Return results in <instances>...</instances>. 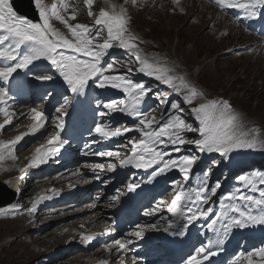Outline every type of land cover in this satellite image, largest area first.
Instances as JSON below:
<instances>
[{"label": "snow or ice", "instance_id": "obj_1", "mask_svg": "<svg viewBox=\"0 0 264 264\" xmlns=\"http://www.w3.org/2000/svg\"><path fill=\"white\" fill-rule=\"evenodd\" d=\"M94 2L95 0H84L88 17L94 18L93 24L89 25L71 23L77 19L81 9L70 0H59L58 3H52L50 6L46 5L44 0H35L39 22L17 15L9 0H0V116L4 118L3 123H0V130H4L6 125H12L13 117L16 115L10 110L14 106L9 103L13 99L10 87L13 82L18 88L23 89L27 86L44 89L45 95H52L47 91L49 85L35 82L62 79L63 84L66 85L65 93H71L77 98L81 96L87 98L88 89L91 87L120 90L129 101L105 102L99 105L101 110L97 114L105 117L112 113H122L133 117L136 123L133 126L122 124L113 126L103 121L95 123L91 129V133L95 136L103 140L126 137V143H121L117 150L113 151L83 153L86 156L114 158L116 162L108 163L106 169L103 164L84 166L92 167L93 170L100 169L102 172L105 170L115 172L118 167L144 170L147 173L144 182L147 184L159 183L160 177L177 170L182 176V181L172 182L171 190L175 195L166 209L169 215L160 217L164 223L136 224L137 230L129 232L128 235L143 239L145 232L162 229L172 236L183 237L194 222L207 220L214 212L210 203L221 185L217 181L214 187L210 186L209 177L212 168L219 167L230 153L257 148L264 150V138L255 130L246 131L241 117L236 114L229 101L223 99L205 100L198 107L191 109L200 124L199 129L190 127L180 116L184 109L179 103H171V111L166 114L162 112L159 119L152 115L155 109L143 111L142 104L151 90L143 83H135L129 77L117 74L119 71L116 67L117 61L104 60L110 50L114 48L124 50L129 54V59L125 62L129 73L133 72L132 65L135 64V71L138 73L155 79L177 94L183 93L182 100L185 104L191 105L197 99L203 100L204 93L185 77L172 74V68L162 65L157 59L150 60L141 54L139 44L142 41L130 32L129 19L123 7L117 10V6L111 4L110 10L101 9L96 15L92 11ZM125 2L127 3L128 0ZM215 2L222 9L243 10L246 19L264 18L258 14V9H264V0H243V2L215 0ZM174 3L179 4V0H174ZM53 21H58L66 32L56 27ZM21 72L24 73V79L17 81L16 76ZM68 102L69 97L65 94L64 102L54 109L58 114L57 119L61 120L56 124L58 130L48 138V147L41 146L36 149L26 167L36 168L47 164L60 154L65 144L69 143L61 135L65 130L62 118L67 114ZM164 103L166 101L161 100V104ZM29 113V118L32 120L29 130L17 135L10 142H0V163L5 159L15 160L16 145L25 136L38 133L45 128L48 117L44 111L32 107ZM196 131L199 133L198 138H188L185 135L187 132ZM128 133H137L138 136H128ZM186 145L192 146V155H181ZM120 149H128L129 154L126 155ZM206 153L218 154L221 159H213L210 166L201 170L199 183L195 187L189 186L187 182L190 181L194 168L199 162L198 154ZM20 171L23 173L26 168ZM73 175L81 174L77 171ZM23 178L21 175L20 179ZM83 183L88 181L84 180ZM238 183H241L243 188L236 187L233 193L224 197V201L228 203L221 202V210L216 213V219L207 225L210 230L216 232V239H208L196 247L194 253L187 258L186 264H204V262L211 264V258L219 254L217 249L225 243L223 237L230 230L264 226V187H261L264 186V173L241 175L238 177ZM137 189H141V182L128 180L126 192L118 190L119 195L110 199L119 202L120 195L128 193L138 195ZM243 189H248L253 194H246ZM51 191L53 195L56 194L54 189ZM51 198L52 196H41L39 201ZM233 201L237 203H232ZM164 203L165 201L161 199L156 207L144 210L143 215L145 217L156 215L161 211ZM90 207L94 208L95 204ZM29 211L35 212L36 205L34 204ZM3 215L6 214L0 212V216ZM218 222H222V229H214ZM93 238L81 237L86 242ZM131 243V240L113 242L117 251L125 254L130 251L128 245ZM254 258H258L260 264H264V247L242 255L246 264H255ZM240 261L241 257H237L232 264H240Z\"/></svg>", "mask_w": 264, "mask_h": 264}, {"label": "rangeland", "instance_id": "obj_2", "mask_svg": "<svg viewBox=\"0 0 264 264\" xmlns=\"http://www.w3.org/2000/svg\"><path fill=\"white\" fill-rule=\"evenodd\" d=\"M195 16L197 18V14ZM207 26L208 22H205L203 26H200L201 30L199 29V31H193L191 33L192 30L190 29L192 25L190 19L175 17L164 6H158L155 9H149L138 14L134 24L135 29H141L138 33L145 40L146 49L149 51L161 49L164 52V56L175 68V71L184 73L192 82L204 88L209 97L221 96L230 99L240 112L264 127V59H255L252 56L232 58L225 55L224 57H218V55L225 52L229 47L237 45L241 41H244L246 44H251L252 40L235 35L226 40L229 42L227 44L225 40L222 41L218 38L219 36L211 34L212 30H208ZM215 71L224 72L225 75L221 76L223 77L222 79H219V77L215 79L216 77H213ZM259 159L260 153L256 151L252 154L250 160L260 162ZM2 191L0 188V194H5ZM16 225H23V223L17 222ZM3 228L4 226L0 225V231ZM30 237H34L36 240V238L41 239L45 235L38 237L28 231L26 235L22 236V233H19L11 239L6 240L8 242L17 239V241L23 243L17 252L27 250L23 262H16L14 264H34L35 261L44 255H40L31 246ZM58 239L55 243L61 241L63 243L64 240H61V238ZM26 241L29 243V247H27L28 244ZM49 241L50 245L43 248L47 250L51 248L52 250L55 243H53V239H49ZM8 243L11 245L10 242ZM82 256H73L65 261L61 259L48 264H70L71 262H73L71 264H76ZM0 264H5L1 255Z\"/></svg>", "mask_w": 264, "mask_h": 264}, {"label": "bare ground", "instance_id": "obj_3", "mask_svg": "<svg viewBox=\"0 0 264 264\" xmlns=\"http://www.w3.org/2000/svg\"><path fill=\"white\" fill-rule=\"evenodd\" d=\"M190 11L194 12V4L192 5L191 9H189ZM146 14V13H145ZM145 16V15H144ZM204 17H205V12L202 10L201 12H199L197 14V20L199 21L198 25H192V28L190 30L191 33L193 31H199V29L201 28L200 26L204 25ZM156 23V22H155ZM176 23V22H175ZM174 26V25H173ZM168 28V27H167ZM185 29V28H184ZM170 30V29H169ZM176 30V29H175ZM201 30V29H200ZM182 31V30H181ZM183 32V31H182ZM195 33V32H194ZM154 34V33H153ZM180 36V35H179ZM217 38V37H216ZM219 38V37H218ZM237 38V37H236ZM235 38V40H236ZM239 38V37H238ZM200 39V38H199ZM232 40V39H231ZM219 41V40H218ZM223 41V40H222ZM221 41V42H222ZM226 41V40H225ZM214 42V41H213ZM199 43V42H198ZM227 44H229V42L226 41ZM192 44V43H191ZM215 45V44H214ZM205 47V46H204ZM167 49V48H166ZM217 49V48H216ZM204 50V49H203ZM190 51V50H189ZM201 53V51H200ZM206 53V52H205ZM215 53V52H214ZM207 54V53H206ZM247 57V56H246ZM260 61V60H259ZM257 62V61H255ZM223 66V65H222ZM215 68V67H214ZM252 68V66H251ZM221 70V69H220ZM248 73V72H247ZM210 74V73H209ZM236 74V73H235ZM225 73L224 72H219V71H215L213 73V77L215 79H218L217 77H219V79H222ZM259 75V74H258ZM212 77V78H213ZM236 77V76H235ZM258 77V76H257ZM261 77V76H260ZM247 78V77H246ZM252 78V77H250ZM255 79V77H254ZM253 87V86H252ZM244 110V109H243ZM1 188V187H0ZM2 189V188H1ZM15 224L16 222L14 221H2L0 222V225L4 226V228L0 231V252H1V258L2 260L5 261V264H14L16 262H23V258L26 255V251L24 252H17V250L19 249L20 245H23V243L21 242H10L11 245H9L8 242H6V240H8L9 238L11 239V237L13 236V232L15 230ZM31 231L30 227H25V228H21V231L19 233H24V232H28ZM38 236V235H37ZM42 237V236H41ZM34 238V237H33ZM51 237L47 236L45 238L42 239H37L38 240L37 244L38 245H46L48 243V239H50ZM35 239V238H34ZM29 253V252H28ZM82 256V255H81ZM80 260V259H79Z\"/></svg>", "mask_w": 264, "mask_h": 264}]
</instances>
